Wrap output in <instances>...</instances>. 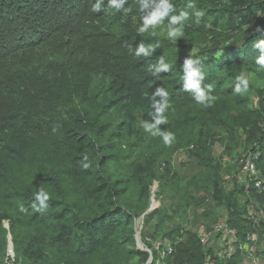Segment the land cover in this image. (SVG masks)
I'll list each match as a JSON object with an SVG mask.
<instances>
[{"label":"trees","instance_id":"16d2710c","mask_svg":"<svg viewBox=\"0 0 264 264\" xmlns=\"http://www.w3.org/2000/svg\"><path fill=\"white\" fill-rule=\"evenodd\" d=\"M163 2L124 0L117 10L111 0H0V262L11 234L16 264H145L135 227L155 179L167 196L145 222L173 250L142 237L153 264H207L200 233L171 222L193 208L194 225L217 223L205 208L212 199L239 243L257 233L264 253V220L254 228L249 218L251 198L264 208V194L248 197L214 148L258 145L264 174V87L243 77L264 72V0H167L157 42L139 29ZM140 70L164 100L146 132L115 114ZM54 130L61 138L46 137ZM188 147L182 174L172 158ZM243 252L213 264H246Z\"/></svg>","mask_w":264,"mask_h":264},{"label":"rangeland","instance_id":"374dc122","mask_svg":"<svg viewBox=\"0 0 264 264\" xmlns=\"http://www.w3.org/2000/svg\"><path fill=\"white\" fill-rule=\"evenodd\" d=\"M167 28L164 27V29H160L157 25H152L151 27H148V29L145 31L146 38L150 40H155V41H160L163 37H166L167 35ZM210 46L213 48L215 45L211 44V42H208ZM5 68V67H4ZM141 81L137 79V82L132 84L130 88L126 91L124 94V98L122 101L116 106L115 108V114L121 119V118H126V121L132 122V121H138L137 127L141 129L143 132L148 131L151 129L152 125H154V122L156 118L158 117V109H160L161 104L163 103V96L160 92V89L158 85L146 82L144 79V71L140 70L139 74H137ZM244 79L255 86L256 89H259L261 86L264 87V72H262L261 75L256 74L250 70H247L244 72ZM100 81L98 78H96L93 81V85L98 84ZM160 93V94H158ZM258 97L254 96L252 99V103H255L256 106H258ZM51 135L52 137H58L61 138V135L56 131L48 132L46 137L48 135ZM221 136L226 137V134L224 132L221 133ZM132 138L131 134H126L124 139L125 141H128ZM227 142V140H225ZM47 145H52L49 141L46 142ZM215 153L216 156L220 159V162L225 168L224 172H230V176H242L240 174L239 166H240V156L245 152V149H247L246 144L241 145L239 149H236L235 152L236 154L232 155L229 154L226 151V146L223 143V141H218L215 146ZM184 149V150H183ZM182 150L178 151L172 158V165L180 172L184 173L187 164H188V158H185L182 160V157L184 155L189 154V150L191 147L188 148H183ZM259 169V168H258ZM259 175L264 177V174L260 171H258ZM150 207L151 205H156L155 208L152 209L154 211L155 209H158L161 207V202L166 198L167 192L164 191V187L162 182L159 180H154L152 184L150 185ZM139 198V193H134V196L132 198V201L136 203ZM154 200V201H153ZM213 200V199H212ZM212 200L209 201L208 205L205 206V208L208 207V210L210 213L217 215V218L219 217V220L225 215L226 219L228 217V211L225 208H215L214 209V202ZM167 201V200H165ZM243 201V199H242ZM149 207V209H150ZM148 209V210H149ZM147 210V211H148ZM146 211V212H147ZM151 211V212H152ZM145 212V213H146ZM199 213H202V210H198ZM145 213L137 217V223H136V234H135V240H136V246L139 250L141 251H147L150 253V257L146 261L145 264H153L154 262V256H153V251L151 248L148 247L146 242L143 241L142 237H145L147 235V239L154 244V246L158 249L161 244H164L167 246V248H173L172 243L169 241H163L158 238V240L155 238L153 239L152 237V231L148 230V225H146L145 222ZM187 213V214H186ZM193 215L194 211L193 208H190L186 211L182 210L178 212L177 214L174 215V219L171 223L175 221H179L183 224V226L186 229H191L192 231H197L198 233L202 232V230L212 227L214 224L213 222L207 223V224H197L194 225L192 223L193 221ZM158 220L157 216L153 219L151 226L156 225V221ZM219 220L217 222H219ZM212 224V226L210 225ZM8 222L5 223V227L7 228ZM236 230V229H235ZM144 231V232H143ZM237 231V230H236ZM238 233V231H237ZM204 248L206 250V260L207 262L210 259H213L215 256H220L223 258L221 255L220 249L222 248V245L219 242V239L216 238L214 241H212L209 245H204ZM164 253V250H163ZM8 255L10 256V259L4 262H0V264H16V253H10L8 252ZM256 256L259 257L261 260L264 261V253L262 252V249H259L256 252ZM8 262V263H7ZM139 262V257L134 258V261H132V264H138ZM149 262V263H148ZM155 264H163L160 259L155 261Z\"/></svg>","mask_w":264,"mask_h":264},{"label":"built area","instance_id":"2783aa9c","mask_svg":"<svg viewBox=\"0 0 264 264\" xmlns=\"http://www.w3.org/2000/svg\"><path fill=\"white\" fill-rule=\"evenodd\" d=\"M261 149L258 145H255L253 149H249L240 156V174L237 176L238 182L245 188V192L248 197L250 190L256 189L258 193L264 194V177L259 175L258 162L261 158ZM184 158L189 159V154L184 155ZM187 159V160H188ZM249 218L252 222V226L256 228L261 225L264 220V208L260 204L256 203L252 198L249 206ZM216 238L219 239L222 248L220 249L223 258L231 260L240 247L245 253L246 264H264V261L256 256V252L259 250L257 243L260 241L257 233H251L247 236L244 243H239V237L237 231L230 225L228 219L224 215L219 222L214 224L209 229H204L200 232V239L203 245H209ZM159 249V248H158ZM173 248H169L171 253ZM165 255V252L163 253ZM208 260V258L206 259ZM207 264H213V259H210Z\"/></svg>","mask_w":264,"mask_h":264},{"label":"clouds","instance_id":"9594fccd","mask_svg":"<svg viewBox=\"0 0 264 264\" xmlns=\"http://www.w3.org/2000/svg\"><path fill=\"white\" fill-rule=\"evenodd\" d=\"M111 3L113 5V7L115 9H120L123 6L124 0H119V2H117V0H111ZM99 4L96 5V8L98 9ZM170 5L167 3V0H165V2L161 3L158 10L154 11L150 17L146 18L144 21V26L142 28H140L139 30L141 32L146 31L148 29V26L150 25H155L157 24L168 12ZM188 14L187 13H182L180 17H173L172 18V22L176 23L178 21H183L187 18ZM176 33H170V35H175ZM139 52H144V48L141 47L139 49ZM139 54V53H138ZM262 63H264V61H262ZM166 67V66H164ZM162 70V69H161ZM245 83L247 84V81H245ZM194 87L196 85H193ZM160 94V93H158ZM165 103H167V101H165ZM161 121L159 119H157V123H160ZM151 127H155V125H152ZM163 141L166 145H170L171 144V140L169 138V136H165L163 138ZM85 167H87V165H85ZM47 193L44 191H41L39 194H37V199H40L41 202H43V200L47 199Z\"/></svg>","mask_w":264,"mask_h":264},{"label":"water","instance_id":"95a60500","mask_svg":"<svg viewBox=\"0 0 264 264\" xmlns=\"http://www.w3.org/2000/svg\"><path fill=\"white\" fill-rule=\"evenodd\" d=\"M154 201V200H153ZM156 205H151L150 209L145 213V215L149 214L153 208H155ZM7 228L9 229V224L7 225ZM9 253L10 255H12V253H14V245H13V242H12V236L11 234H9ZM149 263V262H148Z\"/></svg>","mask_w":264,"mask_h":264},{"label":"crops","instance_id":"0c3cea01","mask_svg":"<svg viewBox=\"0 0 264 264\" xmlns=\"http://www.w3.org/2000/svg\"><path fill=\"white\" fill-rule=\"evenodd\" d=\"M185 158H184V156L182 157V160H184Z\"/></svg>","mask_w":264,"mask_h":264}]
</instances>
